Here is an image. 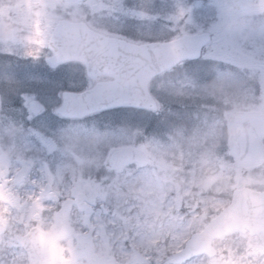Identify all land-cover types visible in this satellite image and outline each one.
Segmentation results:
<instances>
[{
  "label": "clouds",
  "instance_id": "obj_1",
  "mask_svg": "<svg viewBox=\"0 0 264 264\" xmlns=\"http://www.w3.org/2000/svg\"><path fill=\"white\" fill-rule=\"evenodd\" d=\"M202 6L209 31L217 8L212 0ZM33 8L42 13L44 40L64 53L55 71L70 85L79 83L100 109L125 104L160 119L152 132L130 117L92 119L97 111L53 125L45 114L30 118L22 99L28 82L0 84V264H47L52 241L67 248L81 236L88 248L78 264H264V70L222 66L205 59L204 49L185 58L191 24L160 29L155 42L135 48L114 40L109 0H33ZM242 15L221 30L264 40V0H248ZM32 19L12 27L27 36ZM114 72L122 100L111 91L97 95ZM226 73L234 80L229 95L218 82ZM149 98L159 111L139 102ZM234 118L247 121L242 143L221 127ZM80 124L101 134L84 150L70 149L65 132ZM34 133L57 145L44 181L30 179L28 162L47 157ZM149 140V163L137 174L114 176L105 166L114 149L134 146L143 155Z\"/></svg>",
  "mask_w": 264,
  "mask_h": 264
},
{
  "label": "flooded vegetation",
  "instance_id": "obj_2",
  "mask_svg": "<svg viewBox=\"0 0 264 264\" xmlns=\"http://www.w3.org/2000/svg\"><path fill=\"white\" fill-rule=\"evenodd\" d=\"M247 2L248 0H212V3L217 8V16L221 20V26L224 27L228 23H241L243 21L242 7ZM109 4L110 11L116 14L113 16L115 32L117 30L124 33L134 31L132 26L137 20H142V26H146L143 28L148 30L155 29L156 34L159 33L158 30L160 29H172L176 23H186L191 24L193 28V31L189 34H197L198 31L206 34L203 44H201L193 57L200 56L202 49L205 50L212 45L213 41L211 40L212 35H210V30L205 31L201 23L206 13V10L202 6V0H109ZM130 10H134L136 16L129 14ZM41 14L39 10H34L33 0H0V41H4L0 44V56L3 57L0 59L1 78L28 82H69L68 77L63 71H55L56 66L60 63L52 64L50 62L53 54L48 49V43L43 38L44 33L41 31L39 19ZM26 17H34V19H32V23L27 27V36H24L18 28L12 27V25L23 23ZM51 23H57V21L53 18ZM196 25L200 26V30H196ZM24 38L36 39L26 42ZM16 40H20L21 42L18 43L22 44L18 45L14 42ZM232 40L235 41L236 49L245 56H242L243 58L236 56V65L234 66L236 69L264 70V64L259 62L261 55L264 54V40L258 34H251L247 39L232 37ZM152 41H156V39ZM223 41L225 42V39ZM224 42L223 45H225ZM48 53H51V55ZM246 53H249L251 57L246 55ZM224 57L229 60L232 55L228 54L224 55ZM208 60L214 61L212 59ZM219 64L222 66L226 65L223 62ZM203 66L206 67L207 63ZM36 67L43 69H35ZM228 77L232 78L230 74H224L222 81L225 83L234 82V80L225 79ZM139 111L143 112L147 110ZM227 123L228 121H225L221 127L227 128ZM47 155L46 158H40L33 162L29 161V169L33 172L37 171L38 174L45 172L46 168L49 167L48 158L50 155ZM41 160L44 161H42L43 164H39ZM132 161L126 165L117 167L110 165V167L112 169L122 166L131 167ZM135 172L138 173L139 168H136ZM30 179L33 180L32 175ZM87 248L88 240L83 236L79 237L78 246L73 244L67 248L54 240L49 246L47 264H78L79 257L86 253Z\"/></svg>",
  "mask_w": 264,
  "mask_h": 264
},
{
  "label": "rangeland",
  "instance_id": "obj_3",
  "mask_svg": "<svg viewBox=\"0 0 264 264\" xmlns=\"http://www.w3.org/2000/svg\"><path fill=\"white\" fill-rule=\"evenodd\" d=\"M142 24H143L142 20H137L134 22V25L132 27H133L134 31L136 32V34L132 33V36H131V34L129 35V36H131V37H129L131 40L136 41V42H142V41L148 42V41H152V40H155L158 38V36H159L158 34H160V33L157 32L158 34H156L155 29H153V28L150 30L143 28L146 26H142ZM150 25H151V23H150ZM199 27H200L199 25H196V28H197L196 30H200ZM222 28L223 27L221 26V20L219 18L218 23L216 25H214L212 29H210V32H214L215 34L212 35V38H211V40L213 41L212 45H210L211 51L209 50L210 47H207L205 49V52H204V58L205 59H212L216 63L223 62L226 65L235 66L236 65V60H235L236 56L237 57L238 56L245 57V56H244V54H241L239 50L236 49L235 41H233L232 37H230L226 32L222 31L221 30ZM115 34L120 36V37H124V38L126 37V35L123 33L119 34L116 32ZM35 39L36 38H29V39L24 38V41L29 42V41H33ZM223 39H225V42L223 41ZM2 42H4V41H2ZM2 42L0 41V44H2ZM7 42L13 43L11 41H7ZM14 42H16L18 45L22 44V43H18V42H21L20 40H16ZM223 42L225 43V45H223ZM228 54L232 55V57L229 58V60L224 57V55H228ZM246 55H249V57H251V55L249 53H246ZM1 58H3V57L0 56V59ZM222 79H223V76H222V78L221 77L219 78V81H218L219 87H221L223 89L225 95L231 94L230 90L233 88L234 82L230 81V82L225 83L224 81H222ZM225 79L226 80L227 79L233 80V78H230V77L225 78ZM5 82H13L14 83L15 81H10L8 79H3L1 81V79H0V84H3ZM49 85H52L56 88L58 97H59V94L61 92H64L65 90H75V89L80 90V89H82V86L79 83H73L70 85L69 82H67V83H63V82H31V83H28L29 93L22 97L23 105L25 108H27L29 110V104L31 102L35 101V98H37L40 101L44 102L45 107L48 109L47 112H44L45 118L47 120L51 121V123L53 125L66 124L69 122V120L62 119L59 116H57L55 113L57 102L56 101H50L47 98L48 91H45L44 89H46L47 86H49ZM180 90L182 92H184L185 95H189L190 90H191V86L188 84H183L182 86H180ZM187 101H188V103H190V100H187ZM17 104H18L17 106H19V104H20L19 100H17ZM159 107L160 106L158 105V107H156V109H154V110H158ZM112 113H114V116H112V120L117 121V119L115 118V114L117 116V113H120V112H114L113 111ZM32 116H36V114L31 113L30 118ZM119 118L121 119L122 117H118V119ZM92 119H98V117L93 116ZM106 120H108V119H106ZM100 134H101V130H98V129H96L92 126L86 125V124H80V125H76L73 127H69L65 132L67 147L70 149L84 150L88 147L89 141L91 139H93L94 137L99 136ZM34 135L37 136V139L39 138L38 139L39 143L44 144V146L47 149V154H49L50 156L53 152H55L57 150V145L54 142L50 141L46 137L40 136L39 133H34ZM141 147L143 149V155L141 154V150L135 148L134 146H122L121 147V148H131L134 151V156H133V161H132L133 164L131 167L122 166V167H119L116 169H112L110 167V162H109L111 153L109 154L107 159L104 161V164L112 172V174L114 176H122V175H129V174L135 175V174H137V172H135L136 168H139V171H140L141 168L146 167L147 164L149 163L148 153H149L150 148H151V140H149L148 144L143 145ZM70 154L76 158H79L76 151H71ZM42 161L43 160H41V162H39V164L42 163ZM30 162H33V161H30ZM43 166H45V165H43ZM50 172H51V170L49 169V167L46 168L45 172H42L40 174H38L37 171L33 172L34 173L32 175L33 181H44L46 179V177L50 174ZM84 179L88 180V179H90V177L85 176Z\"/></svg>",
  "mask_w": 264,
  "mask_h": 264
},
{
  "label": "water",
  "instance_id": "obj_4",
  "mask_svg": "<svg viewBox=\"0 0 264 264\" xmlns=\"http://www.w3.org/2000/svg\"><path fill=\"white\" fill-rule=\"evenodd\" d=\"M201 39H202V36H199V35H187L184 38L182 50H183V54L185 55V57H188L192 54L193 50L197 47V45L201 41ZM114 40H118V39H114ZM119 41H121V40H119ZM122 42H125V41H122ZM134 46L136 47V45H134ZM49 47L57 54L55 59H57L58 61L64 60V53L63 52L54 50L50 43H49ZM164 70H165V67L163 65H161L160 71L162 72ZM113 78L114 79L112 81L101 83L100 85H106L111 90L117 92L119 90V80L117 79L116 76H113ZM67 93H68V100L71 101V103H65V105H63L62 107H60L58 109V111L62 115H65V116H82L86 113H89V112H92L95 110H101L98 106H93L89 102L88 96H86L82 93H71V92H67ZM149 99H151V98H149ZM34 105L32 106L33 110H34ZM124 105L125 104H112V105H108L104 108L113 107V106H124ZM145 107H148V106H145ZM104 108H102V109H104ZM242 120H243L242 118H234L233 120L230 121L228 127L230 129L231 136H235L236 133L234 131L237 130L238 123H240ZM245 126H246V124L242 125V128L244 131H245ZM127 155H129L128 151H122L121 150V151H116L113 156L116 157V161H119L118 156L126 157Z\"/></svg>",
  "mask_w": 264,
  "mask_h": 264
},
{
  "label": "snow or ice",
  "instance_id": "obj_5",
  "mask_svg": "<svg viewBox=\"0 0 264 264\" xmlns=\"http://www.w3.org/2000/svg\"><path fill=\"white\" fill-rule=\"evenodd\" d=\"M131 15L133 16H136L134 10H130V13ZM130 47L132 48H135L134 45H131L130 44ZM211 51V46H210V49ZM103 55H108L107 53H104ZM141 72H145V71H148V69H140ZM113 75H115L117 77V79L119 80L120 77L117 73H113ZM49 91L47 93V98L48 100L50 101H56V114L59 115L61 114L58 109L60 107H62L63 105H65V103H71V101L68 100V93H63L61 92L59 94V97L57 96V90L54 86L52 85H49ZM106 91H111L112 92V97L114 99H123V97H118L116 92L111 90L110 88H108L106 85H99L98 88H97V95H103L105 94ZM89 102L93 105V106H97V101L94 100L92 97H89ZM139 102H142L145 104V106H148V107H151V108H156L158 106V102L155 101L154 99H147V100H142V101H139ZM46 110V107H45V103L40 101L39 99L35 98V105H34V111L36 113V117H39L41 115L44 114Z\"/></svg>",
  "mask_w": 264,
  "mask_h": 264
}]
</instances>
